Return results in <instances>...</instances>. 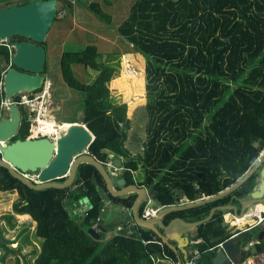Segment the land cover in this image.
I'll return each mask as SVG.
<instances>
[{"label": "trees", "instance_id": "obj_1", "mask_svg": "<svg viewBox=\"0 0 264 264\" xmlns=\"http://www.w3.org/2000/svg\"><path fill=\"white\" fill-rule=\"evenodd\" d=\"M28 1L4 0L2 8ZM63 1L71 6L70 1ZM87 7L109 20L97 3ZM118 32L147 62L146 141L138 163L133 159L123 162L133 169L137 164L143 166L145 176L139 186L147 187L163 208H170L216 196L237 185L264 151V0H136ZM43 46L47 50V42ZM101 59L95 46H87L65 52L61 69L68 87L85 97L83 125L95 136L88 153L106 166L114 163L111 156L123 160L129 155V126L128 106L112 98L108 88L118 71ZM9 63L10 51L2 44L0 78ZM76 66L87 74L93 71L95 77L87 83L80 81ZM48 70L46 63L43 74ZM2 98L0 94V102ZM21 113L23 122L11 142L31 135V118L25 108ZM70 123L76 124H64ZM123 177L133 184L130 175ZM256 177L218 201L166 214L164 225L176 218L200 221L220 206L242 207L254 192ZM0 193L18 194L13 214L2 216L7 227L16 229L15 215H30L37 223L35 237L39 240H33L28 227L17 231L13 240L1 228L0 264H154L163 254L176 260L174 251L153 231L137 225L131 235H112L108 240L102 231L99 240L89 234L107 201L132 213L137 198V194L112 196L92 164L80 163L70 186L42 191L31 190L0 166ZM84 199L91 206L87 214L69 210ZM148 204L146 200L141 205L140 216ZM228 214L219 210L210 222L197 227L201 242L196 247L206 264L217 253L210 250L233 236L226 222ZM99 228L104 229L101 220ZM258 232L257 227L250 230L242 244L257 239ZM15 242L16 249L12 248ZM27 247H33L29 253ZM254 254H264V241L254 245V252L245 253L244 260Z\"/></svg>", "mask_w": 264, "mask_h": 264}, {"label": "water", "instance_id": "obj_2", "mask_svg": "<svg viewBox=\"0 0 264 264\" xmlns=\"http://www.w3.org/2000/svg\"><path fill=\"white\" fill-rule=\"evenodd\" d=\"M57 6L58 0H30L26 4L0 9V41L6 42L12 51L10 56L11 67L6 69L3 75L4 101H12L18 94L32 93L44 88L47 82V77L43 74L47 51L43 44L47 42L49 32L57 18ZM17 37L24 40L13 41ZM22 122L23 115L19 106L8 104L6 108H3L0 118V142H4L5 146L0 144L2 151L1 167L6 168L14 178L29 186L31 190L42 191L51 187L66 188L70 186L74 182L79 164L83 162L92 164L103 176L107 190L112 196L128 197L131 194H137L132 209L134 221L139 227L153 231L166 245H169L167 236H164L157 229V226L166 231H170L176 223L197 228L210 222L219 210L233 209L238 217H244L250 208H254L256 219L264 213L261 210L258 213V207L264 206V151L258 164L245 178L237 185L229 187L225 192L181 207L163 208L158 201L150 200L149 207L157 206L161 211L157 216L146 219L140 216L139 209L149 196L147 187L127 184L125 177H117L115 180L107 166L94 156L89 155L88 149L95 136L85 125L71 124L66 133L57 139L43 137L10 142L17 135ZM111 158L114 160L112 163L114 166L123 168L121 158L114 156ZM28 172L40 174L42 184H35L27 179L23 174ZM254 175H257L254 192L250 199L243 202L241 213H238L239 208L237 206L229 205L214 208L208 218L196 222H185L176 218L168 226H164L161 221V218L166 214L227 197ZM62 178L65 180L57 181ZM234 224L239 225V223ZM252 226L260 227L257 224ZM248 228L250 229V227ZM101 231L104 232L105 230L102 229ZM88 232L97 240L101 238V233L95 229H90ZM262 238L263 233L260 235V239ZM180 239L188 243L187 238L180 237ZM244 247L245 245L242 244L238 235L225 242L221 247L213 249L214 251L217 249V254L213 257L212 263L239 264L243 260Z\"/></svg>", "mask_w": 264, "mask_h": 264}, {"label": "rangeland", "instance_id": "obj_3", "mask_svg": "<svg viewBox=\"0 0 264 264\" xmlns=\"http://www.w3.org/2000/svg\"><path fill=\"white\" fill-rule=\"evenodd\" d=\"M19 1L21 0H15L14 3H19ZM67 1H70L71 6L64 3L63 0H58L57 8L61 12H64L65 15L63 18H58L57 16V21L54 22L47 39L46 63L49 70L48 74H44L47 77V82L42 92L45 90L48 92L49 103L47 102V110L44 116H41V118L39 116L38 118L37 113L31 116V128L33 129L29 138H33L34 136L35 138L50 137L51 139H57L67 131L60 130V134L57 136L50 134L42 135L43 132L41 131L36 135L35 132L40 128L42 120L55 121L59 125L64 124L65 121L83 125L84 112L82 101L85 97L70 89L65 83L61 69V58L65 52L81 51L87 46H95L102 55L101 60L105 64L115 67L118 71L108 83L111 97L118 103L128 106L127 126H129V130L127 132L126 149L129 155L124 157L123 162L133 159L135 163H138V157L143 153L148 123L145 74L147 62L146 58L140 53L135 52L132 45L118 32L119 27L129 17L131 8L136 0ZM92 3H97L102 11L109 16V20L99 18L97 14L87 7ZM4 5L2 4L0 7L2 8ZM10 67L11 65L8 68ZM74 72L76 77L84 83H87L88 80L90 82L95 77L93 71L90 70V74H87L86 70L81 66L74 67ZM137 94H139L138 97H136ZM22 95H29V93L17 95L16 99L21 98ZM135 98L138 99L136 100ZM1 143H3L2 146H5L4 142ZM107 167L115 180H117V174L120 175L121 173H125L126 176L130 175L132 180L135 181L133 184H138L144 180L145 169L140 164H137V168L135 167L134 169L127 166L125 170L117 168L112 163H108ZM87 201L84 199L80 204H87ZM15 202V198L12 197L0 198V229H6V238L13 240L17 231L19 232L28 227L30 236L34 238L35 242L39 243V240L35 237L37 228L35 224H26L25 222L28 221L22 220V224L18 222L16 229L11 230L7 227L2 216L6 213L7 208H9L8 206L14 205ZM70 211L78 213L75 209ZM101 216L100 218L105 220L106 223L115 227L110 230L111 234H125L126 228L119 225L126 220V215L120 206L107 205L106 211L102 212ZM177 226L182 230L185 229L182 224L178 223ZM17 246V242L12 244V248L14 249ZM32 248L27 247L25 252L29 253ZM251 250L254 252V247ZM0 251L2 252V250ZM9 263L14 264V262ZM242 264H264V257L253 256L250 261L246 260Z\"/></svg>", "mask_w": 264, "mask_h": 264}, {"label": "crops", "instance_id": "obj_4", "mask_svg": "<svg viewBox=\"0 0 264 264\" xmlns=\"http://www.w3.org/2000/svg\"><path fill=\"white\" fill-rule=\"evenodd\" d=\"M12 1L14 3L15 0H12ZM133 183H135V181ZM147 191L149 193V196L147 197L148 202H150V200H155V198L153 197L152 193L148 190V188H147ZM6 197H12V198H15L16 201L18 200V194H16V193L15 194L14 193H0V198H6ZM199 200H201V199H199ZM86 201H87V199H86ZM243 202H242V207H240L238 205H235V206H237L239 208V212L238 213H241V210L243 208ZM108 203H110V204H108ZM188 204H191V203H188ZM85 205H86L85 203L83 205L79 204L77 207H70V210L75 209L76 211L79 212V211H81V210L84 209ZM107 205H112V203L107 201L105 203L104 211L103 212L106 211V206ZM185 205H187V204H183L182 206H185ZM8 207L9 208H7V211H6L5 214H9V213H12L13 214V209H12L13 204L11 206H8ZM153 207H155V209H151ZM153 207H149V204H148V208L145 210L143 216H141V217L145 218L144 215H145L146 211H151V210H158L157 214L155 215V216H157L160 213L161 209H157V206H153ZM121 208H122V211L126 215V220L124 222H121V224H119V225H121V227L123 226V227L126 228L125 234H128V232H130V234H132L133 231H135L136 225H137L136 222L134 221L133 213H131L127 209H124L123 207H121ZM258 209H262V207H260ZM227 211H228L229 214H228V218L226 219V222L229 223L228 224L229 225V231L233 235L229 240H231L232 238H235L238 235H239V237H240L241 240L244 239L246 237V235L248 234V232H250V230L256 228V226H252V225L253 224H257L259 222V216L263 217V214H260L258 216V219H256V217H255L256 211H255L254 208H250L246 212L247 215L244 216V217H238L237 214H236V212H235V210H233V209L227 210ZM131 215H132V218H131ZM163 217L161 218V221L162 222H163ZM15 218H16L17 222H19L21 224H22V220L23 221L25 220V221H28V222H25L26 224L33 223V224H35L37 226V223L33 220L32 216H30V215H15ZM146 219H148V218H146ZM100 220H101V222H102V224L104 226V230H105L103 233L107 234L105 239H108L112 235H115V234H111V232H110V230L114 229L115 227H112L109 223H106L105 220H103L102 218H100ZM234 223H239V225H235ZM177 224L178 223H176L172 227V229L170 231L162 230V228H160L159 226H157V229L164 236H167L168 244H169L167 246L171 250H173V251L175 250L174 251V254H175L176 260L173 261V259L168 258L167 255L163 254L162 257H158V258H155L153 260L154 264H174V263H176V264L178 263L179 264V263H185V262H187L188 260H190L192 258L193 254H194V251H199L200 252V258H199L197 264H203V263L206 264V262H205L206 259L204 258V256H202V253L199 250V248L196 247L201 242L200 239L197 240V238L199 236L198 228L184 226L185 229L182 230V229H180L177 226ZM17 227H18V225H17ZM106 227H108V228H106ZM248 227H250V229ZM259 228L260 227H257L258 230H259ZM180 237L187 238L188 239V243H186L184 240H181ZM255 240H252L247 246L244 247L245 248V251L243 253V260L239 264L244 263L246 260H249L250 261L253 256H256V257L262 256V257H264V254H254L251 257H249L246 260H244L245 253H247V252H253L251 250V248L254 247V245L256 243H259V238L258 237ZM224 243H221L218 247H221V245H223ZM162 244H164V243L162 242ZM213 249H211L210 252H213L214 251ZM215 251H217V249H215ZM165 256L167 257V259H165ZM249 263H251V262H249ZM211 264H213L212 261H211Z\"/></svg>", "mask_w": 264, "mask_h": 264}, {"label": "built area", "instance_id": "obj_5", "mask_svg": "<svg viewBox=\"0 0 264 264\" xmlns=\"http://www.w3.org/2000/svg\"><path fill=\"white\" fill-rule=\"evenodd\" d=\"M4 3V0H0V6ZM64 12H61L60 10H58V18H63L64 17ZM2 44H6V42L4 41H0V45ZM7 48L8 50L10 51V56L12 54V51H11V47L9 45H7ZM11 64L9 63L8 67L10 66ZM8 69V68H7ZM5 72V71H4ZM4 72H2L1 74V78H0V94L3 95V75H4ZM45 89V87H44ZM43 89V90H44ZM32 93H36V94H32ZM32 93H29V95H22L21 98H17L16 100H12V101H4L3 98L0 102V109L3 110V108H6L8 104H15V105H18V106H21V107H24L30 118L33 114L37 113V116L39 118H41V116H44L45 113H46V110H47V102L49 103V97H48V92L45 90L44 92H32ZM18 95H21V94H18ZM33 129V128H32ZM31 129V130H32ZM33 134V133H32ZM34 135V134H33ZM42 135H45L44 133H42ZM33 138H35L33 136ZM0 144L3 145V143L0 142ZM2 156V151L0 149V157ZM27 179H29L30 181L34 182L35 184H42V181L40 179V174L38 173H24L23 174ZM88 202V201H87ZM91 209V206L89 204V202L85 205L84 209L81 210V213L83 214H87V212ZM104 211V209H103ZM102 211V212H103ZM158 210H151V211H146L144 217L145 218H151V217H154L156 214H157ZM99 221L100 219L98 220V222L92 227V229H95L97 230L98 232H100V228H99ZM263 221V218L261 216H259V222H262ZM130 227V226H129ZM127 235H131L130 232H128ZM222 246V245H221ZM1 250V249H0ZM1 251H0V255H1ZM200 258V252L199 251H194V254L192 256V258L190 260H188L187 262L185 263H179V264H197L198 260ZM165 259H167V257L165 256ZM176 264V263H174ZM178 264V263H177Z\"/></svg>", "mask_w": 264, "mask_h": 264}, {"label": "bare ground", "instance_id": "obj_6", "mask_svg": "<svg viewBox=\"0 0 264 264\" xmlns=\"http://www.w3.org/2000/svg\"><path fill=\"white\" fill-rule=\"evenodd\" d=\"M71 126V124H62V125H54V124H50V123H44L41 121V126L38 130H36V135H38V133L41 131L43 132L45 135H54L57 136L60 134V130H67L69 127ZM263 207V209H258V213L261 211H264V206H259L258 208Z\"/></svg>", "mask_w": 264, "mask_h": 264}, {"label": "flooded vegetation", "instance_id": "obj_7", "mask_svg": "<svg viewBox=\"0 0 264 264\" xmlns=\"http://www.w3.org/2000/svg\"><path fill=\"white\" fill-rule=\"evenodd\" d=\"M13 41H18V40H16V39H14ZM260 158H261V156H260ZM108 165V164H107ZM106 165V166H107ZM122 169H124L125 170V166L123 165V168ZM125 175V173H121L120 175H118L117 174V177L119 178V177H123ZM262 209H263V207H262ZM263 218V221L262 222H258L257 223V225L258 226H260V228H259V232H258V235H257V237L259 238V242H261V241H264V216L262 217ZM261 233H263V238L262 239H260V235H261Z\"/></svg>", "mask_w": 264, "mask_h": 264}, {"label": "clouds", "instance_id": "obj_8", "mask_svg": "<svg viewBox=\"0 0 264 264\" xmlns=\"http://www.w3.org/2000/svg\"><path fill=\"white\" fill-rule=\"evenodd\" d=\"M47 81V80H46ZM46 86V85H45ZM44 86V87H45ZM44 89V88H43ZM42 90V89H41ZM37 92H40V90L39 91H37ZM14 99V98H13ZM3 100H4V94H3ZM18 106V105H17ZM19 108H23V107H21V106H19ZM2 111V110H1ZM2 116V115H1ZM1 116H0V118H1ZM32 129V128H31Z\"/></svg>", "mask_w": 264, "mask_h": 264}]
</instances>
